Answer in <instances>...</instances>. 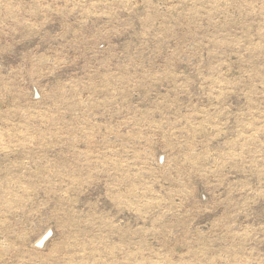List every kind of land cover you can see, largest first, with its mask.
<instances>
[{"label":"rangeland","instance_id":"obj_1","mask_svg":"<svg viewBox=\"0 0 264 264\" xmlns=\"http://www.w3.org/2000/svg\"><path fill=\"white\" fill-rule=\"evenodd\" d=\"M0 264H264V0H0Z\"/></svg>","mask_w":264,"mask_h":264}]
</instances>
